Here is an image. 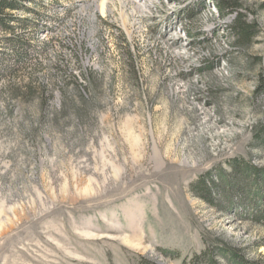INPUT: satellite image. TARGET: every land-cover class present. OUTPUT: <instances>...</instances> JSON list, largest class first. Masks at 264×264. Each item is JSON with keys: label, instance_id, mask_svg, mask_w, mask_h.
I'll use <instances>...</instances> for the list:
<instances>
[{"label": "rangeland", "instance_id": "obj_1", "mask_svg": "<svg viewBox=\"0 0 264 264\" xmlns=\"http://www.w3.org/2000/svg\"><path fill=\"white\" fill-rule=\"evenodd\" d=\"M240 1L248 46L213 0L25 3L19 94L0 76V264H235L226 246L264 264V0ZM203 176L239 188L208 203Z\"/></svg>", "mask_w": 264, "mask_h": 264}, {"label": "trees", "instance_id": "obj_2", "mask_svg": "<svg viewBox=\"0 0 264 264\" xmlns=\"http://www.w3.org/2000/svg\"><path fill=\"white\" fill-rule=\"evenodd\" d=\"M33 1L34 0H0V31L2 32V36H0V76L12 79L11 84L6 87L11 88L12 92H14V95H18L19 91L23 88L20 82H16V78L33 56L31 50L34 49L35 34H32V31L34 29L37 30L36 26L38 27L40 16L37 10L28 8L25 4L26 2L33 3ZM213 2L222 16L228 13L235 14L229 25V32L234 36L236 43L245 46L250 45L253 41V38L257 34V24L255 21H249L246 17V14L240 10L242 7L241 1L213 0ZM14 10L27 12L29 15L33 14L34 16L24 17L16 15L12 13ZM42 45L44 47L45 43ZM91 76H93V72H88L86 74L87 78H91ZM73 80L75 85L78 86L79 84L77 83L76 79L74 78ZM23 85L26 88H24L26 93L32 94V91H34L35 87H33L28 82ZM41 88L44 90L42 86ZM256 92H264V76L262 75L258 77ZM255 135L258 140H264V128L256 132ZM238 161L239 160H234L232 162L234 172L238 174H244L245 178L251 177L250 174L256 171L255 166L249 164L246 165L244 162H242L244 164L243 167L242 163L239 164ZM240 170H242V172L239 173ZM261 178L264 184V174ZM207 179V177H201L198 181H196L194 189L199 191L200 195L208 203H214L212 194L214 190L216 192H220V189H224L229 185H233V189L239 188L238 184H235L233 181L231 183L230 180L226 178L222 179L219 184H216L211 180L209 182ZM210 184H212V186H210ZM257 215L258 217L255 218V221L264 224V198L262 199V205L259 208ZM221 254L227 256L229 262L231 263L255 264L253 261L246 260L240 253L236 251V249L230 246H226L221 251ZM210 256L212 258V255ZM212 262L213 264H220L214 258H212Z\"/></svg>", "mask_w": 264, "mask_h": 264}, {"label": "built area", "instance_id": "obj_3", "mask_svg": "<svg viewBox=\"0 0 264 264\" xmlns=\"http://www.w3.org/2000/svg\"><path fill=\"white\" fill-rule=\"evenodd\" d=\"M60 1H62L61 5L63 6L64 10H69L74 8L75 3L77 2V0H60Z\"/></svg>", "mask_w": 264, "mask_h": 264}]
</instances>
